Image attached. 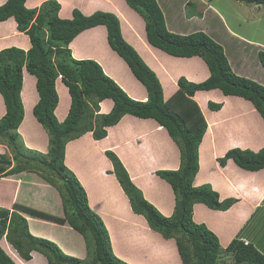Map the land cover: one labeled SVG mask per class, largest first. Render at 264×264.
Segmentation results:
<instances>
[{
    "label": "trees",
    "instance_id": "trees-1",
    "mask_svg": "<svg viewBox=\"0 0 264 264\" xmlns=\"http://www.w3.org/2000/svg\"><path fill=\"white\" fill-rule=\"evenodd\" d=\"M125 1L145 21L146 37L153 47L177 58L200 57L210 71L209 78L195 83L180 77L179 90L166 99L158 75L124 39L120 19L114 13L99 10L87 16L75 8L72 18H63L60 16L61 4L57 0H47L34 8L27 7V0H7L0 5V22L14 18L18 32L30 42L27 51L16 46L0 51V94L6 107L5 115L0 118V139L16 152L14 161L17 162L10 168V160L0 154V177L25 170L42 172L41 176L57 187L64 211V216L58 217L20 205L15 206L14 212L0 207V242L5 238L26 261L32 260L33 252H38L46 257L48 264H130L115 254L108 228L90 206L85 187L65 163L69 142L87 133L93 134L94 141H101L107 137L109 128L130 115L155 120L168 131L181 153L179 169L156 172L171 186L175 195L174 213L167 217L133 183L119 156L111 150L105 152L133 213L144 217L150 229L165 238H177L183 264H222L223 256L228 255L232 256L233 264H264V255L257 247L243 241L244 229L223 247L219 237L206 224L194 220L197 204L214 211H228L238 200H221L219 192L210 183L194 185L200 170L199 150L208 123L193 99L198 91L220 90L225 96L251 102L264 120V83L236 74L223 46L206 33L198 31L186 35L173 32L171 29L175 26L171 22L172 27L167 26L157 0ZM240 1L248 5H264V0ZM187 6L195 10L192 2ZM97 26L107 28L110 47L129 66L130 79L145 87L148 93L146 101L132 98L96 60H78L73 56L71 42L84 31ZM258 59L264 72V51L258 53ZM25 74H30L29 79L34 80L38 100L32 113L48 134L47 154L25 146L29 154L24 153L20 151L23 143H17L21 140L19 129L25 120L22 99L28 80L27 76L24 79ZM59 82L64 86H59ZM61 88L66 89L69 97L63 121L57 115L61 108ZM107 101L112 102V108L107 113L100 112ZM209 107L218 111L223 106L210 102ZM71 158L69 156L70 163ZM229 160L245 171L264 170V147L258 151L231 148L217 159L223 168ZM19 211L61 225L68 224L83 237L91 260L69 256L56 243L33 235L28 221ZM0 264H17L1 244Z\"/></svg>",
    "mask_w": 264,
    "mask_h": 264
},
{
    "label": "crops",
    "instance_id": "crops-1",
    "mask_svg": "<svg viewBox=\"0 0 264 264\" xmlns=\"http://www.w3.org/2000/svg\"><path fill=\"white\" fill-rule=\"evenodd\" d=\"M6 1L7 0H0V5H3L6 3ZM45 1L47 0H27L26 5L28 8L40 7ZM57 1H59L61 4L60 16L63 18H72V12L75 8H78L79 10L81 9L80 11L87 16L92 15L99 10L112 12V10H110L109 4L111 3V0H80L81 3H83L81 8H79V6L77 7V4H75L77 0ZM113 1L119 2L121 5L123 15L120 22L125 40L138 51L144 61L156 72L164 87L166 99H169L179 90L178 80L180 77H186V79L192 82H203L209 78L210 71L205 62L200 57L177 58L153 47L147 40L145 21L143 18L137 12H135V10H133L125 0ZM184 8L185 4L181 8V12L184 14V19L187 20L185 22L186 24H189L190 28L187 27V33H183V31L176 27H173L171 30L173 32H180V34H190L194 31L198 32L197 30L204 32L207 29V33L209 34L206 32L204 33L216 40L214 37L216 33L210 31L209 24L204 23L205 15L203 14L200 16L196 14L190 17V15L187 14L185 10H183ZM197 9L198 5H195V10ZM222 22L224 23L223 20ZM171 23L173 26L177 25L176 23ZM172 25L170 22H167V26L169 28L170 26L172 27ZM224 28L227 31L228 41L232 42L233 39L240 41L237 46H232V51L236 52H233V63L230 61V58H228L231 66L235 65L237 68V73H239L238 75H241L240 73L243 71L244 75L263 84L264 74H261L262 76L260 78H257L254 74H251L250 71L247 70V61L245 62L243 57L247 55V52L249 53V51L252 50V45L262 48L264 46L262 44L259 46L257 43H253L250 40H246L236 34H233L228 28H226V26H224ZM107 35V28L105 26H97L78 35L71 42V48H76L77 51L78 46H80L85 47L88 51H91L89 54H92L89 58L97 60L102 65L105 72L114 78L132 98L140 101H146L148 98L147 90L135 79H130L129 74L131 71L129 66L110 47ZM216 36L219 35L216 34ZM12 46L22 48L26 51L30 48L29 39L24 34L18 32L14 18H11L5 22H0V51ZM223 48L226 50L224 46ZM242 51H245L246 53H242ZM101 55L104 60L101 58ZM256 55L258 56V53H256ZM167 59L169 61H171V59L173 60L171 68L169 67L170 62ZM244 67L246 69H244ZM62 90L65 91L64 95H67L66 100L68 106L69 97L67 91L66 89ZM59 91L62 92L61 89ZM212 93L215 94L213 95ZM25 95L26 94L23 91L22 99L24 106L26 103L25 110L29 113L28 105L31 104L26 102V98L28 101L32 98L28 96L26 97ZM197 96H201L202 99H200V102L198 103L195 99L194 100L200 106L201 111H203L205 119L206 113L208 114L209 118L206 119L208 123V129L199 150L200 170L196 178V184L198 186L205 183H210L213 188L219 192L221 200L231 196L236 198L238 202L228 211H214L209 209L207 206L197 204L194 208V216L197 215V218H194L198 223H209L207 224L208 227L219 236L221 245L226 247L232 241V239L237 237L239 232L245 228V226L251 220L252 214L258 210L259 207L257 206H259L260 203L262 204L264 200V170L258 172L245 171L239 168L233 161H229L227 166L222 168L218 165L217 159L218 157L223 156L224 152L230 148L240 147L258 151L264 147V120L250 103L251 107L253 108L245 106L243 110V112H245V110H250V116L248 118H246L247 116L245 117V120L239 128V130L243 131V133L238 134V130L230 133L228 129L226 132H224L221 128V131H219L218 128L221 127L224 122H232L234 120V116L237 114L236 112L238 110L235 111L234 109L233 111V106L236 105L235 108L237 107L241 109L242 105L239 104L238 101L244 102L243 99H238L237 97L233 96H225L220 90L199 91L195 94V97ZM217 96H219V98L216 99ZM233 98L237 101L234 104L233 102H230V104L224 106V108L222 107L223 109L221 111H213L212 114L211 111L206 110L208 109L207 106L212 99H216L226 104ZM0 99L3 105V113L0 116V118H2L5 115L6 107L1 95ZM106 104L110 105V108L107 110ZM102 107L104 109V113H107L112 108V102L107 101L102 105ZM31 109L32 105L30 107V112ZM67 109V107L66 109H58L57 115L60 121L64 120L67 114ZM225 109L226 111L229 110L228 114L224 112ZM126 116L128 117H124L121 120L122 122H119L120 124L118 125V128L121 126L123 130L124 128H126V130L120 131V134H116L114 138L108 137L107 141L105 139L98 142L94 141L90 134H87L91 143L87 146L86 150H88L90 147L94 153V159L91 161H96V157H98L101 159L103 158L104 160L102 159L101 161L104 162L101 163L102 165L99 164V167L95 168L96 170L94 169L92 176L77 177L87 190L90 206L97 214L101 216L109 230L115 254L122 260L130 264H134L133 259H135L136 256H132V254L128 256L123 255L126 253L125 249L122 248L121 250L117 245L116 235L123 234V237H126L125 240L129 243H132L137 239L139 232H142L143 230H149L147 228L148 224L142 216L135 215L133 213L129 199L125 195L121 186L117 184L116 177L106 176L105 172L103 171L104 167L105 169L108 168L107 170H109V167H113L109 159L105 156V152L107 150L114 151L127 168L131 179L135 181L136 177L139 176L136 181L142 185L140 186L141 188L139 186L138 187L142 190L146 199L154 204L165 216H171L174 210L173 209L171 213V205L173 204V201L170 199V196L173 197V190L166 181L155 175L154 171H151V169L155 168L151 166H158L160 163L158 167L159 169L157 170L179 169L180 151L179 148L177 150V145H175V142L172 140L169 134L164 132L161 126L155 120L140 119L130 115ZM30 121H32L33 124ZM253 122H256L255 126L248 125L249 123ZM29 126H31L33 130H39L38 132L41 135L40 138L45 142L43 141V145H38V147H43L45 149L44 152H47L49 140L48 134L47 132L45 133V129L36 121L34 115L33 118H28L21 125L22 130H24L23 133L29 128ZM145 132H148V134L145 135ZM134 136L137 138H134ZM84 137L85 136L82 138ZM163 137H167V139H169L171 142L159 144L157 139ZM80 142L83 141L77 139L76 141H71V143L69 142L67 145V158L65 162L70 168H72L71 165L76 164V159L72 160V163L68 162L70 156V147L73 145L76 147ZM248 143L250 146L247 145ZM100 152H102V154ZM85 155V153L82 154V156ZM70 157H72V155ZM81 162L82 161H78V163ZM148 168L150 169L148 170ZM72 169L74 170V168ZM150 177L156 178L154 183L151 182ZM11 188L12 187L10 185H7V191L9 190V194L14 195V192L11 190ZM227 192L230 194L225 196ZM166 197H169L168 201ZM242 206H245L244 210H241ZM214 214L225 215V223H215L212 221L211 219L213 218ZM65 228L66 226L63 229ZM71 230L72 229L70 228L69 232H72ZM243 239L249 242V239L246 236ZM60 247L62 248V246ZM32 254L40 253L33 252ZM175 259L176 257L174 260Z\"/></svg>",
    "mask_w": 264,
    "mask_h": 264
},
{
    "label": "rangeland",
    "instance_id": "rangeland-1",
    "mask_svg": "<svg viewBox=\"0 0 264 264\" xmlns=\"http://www.w3.org/2000/svg\"><path fill=\"white\" fill-rule=\"evenodd\" d=\"M189 1L194 3L195 5H198V9L195 11L191 10L189 8V6H187V2H189ZM110 2H111V3H109L110 4V10H112V12L115 13V15H117L120 20H122L121 18H122L123 14H122L120 3L113 1V0H111ZM158 3H159V5L163 11L165 20L167 22L176 23L177 25L175 27L178 28L179 30L183 31V33H187V29L190 28L189 24H186V22H185L187 20L184 19V14H182V12H181V8L183 7L184 4H185V8L183 10H185V12L190 15V17L193 15H196V14L200 15V16L204 14L205 15L204 23L209 24L210 31L215 32L216 34L219 35V36H216V34L214 35V37L217 40V41L216 40L215 41L218 44H220L221 46L223 45L226 48V50H225L226 54H227L228 58H230V61H232V63L234 60V56H233L234 53L233 52H236V51H232V46H235V45L237 46V44L240 43V41L237 39H235V40L233 39L232 42L228 41L227 31L224 28V26H226V28H228L233 34H236V35H238V36H240L246 40H250L253 43H257L259 46L261 44L264 46V5H256V4L248 5V4H246L240 0H158ZM75 4H77V7L79 6V8H81L83 3H81L80 0H77V2H75ZM178 13H179V15H178ZM189 15H188V17H189ZM200 16H198V17H200ZM222 20L224 21L225 25L222 22ZM193 29H196V28H193ZM197 31H200V30H197ZM194 32H192V33H194ZM204 32L207 33L208 30L206 29ZM178 33H180V32H178ZM192 33H190V34H192ZM207 34H209V33H207ZM81 44H83V43H81ZM70 48H71V44H70ZM251 48H252V50H250L249 53L247 52V55L243 57V60L245 62L247 61V63H246V65L248 66L247 70L250 71L251 74H254L257 78H260L262 76L261 74H264V73H263V70L261 69L260 62L257 58L258 56L256 55V53H259L260 51H264V47L262 48V47H257V46L252 45ZM71 50H72L73 56L78 60L91 59L89 57L92 53L89 54L91 51H88L85 47L78 46L77 51H76V48L73 49V47H72ZM242 53H246V52L242 51ZM101 58L104 60L102 55H101ZM172 61H173L172 59H171V61H169L170 62L169 67L170 68L172 67ZM231 67H232V70L236 74H239V73H237V68L235 67V65H233ZM244 69H246V68L244 67ZM240 74H241L240 76H245L249 79H252V78L244 75L243 71H241ZM29 75L28 74L24 75V79L27 76L28 80L26 81L27 83L25 84L26 87L24 85L25 90H23V91L26 94L25 95L26 97L28 96V97L32 98L29 101L26 98V102H28V104L32 105V109L30 112L31 105H28L29 113H28V111L25 110V120L24 121H26L28 118L29 119L33 118V113H32L33 106L36 103V101L38 100L34 80H30ZM60 81H61V78H60ZM195 83H201V82H195ZM58 85L64 86L61 82H59ZM62 89L63 88H61L62 92L59 93V95H60L59 107L61 105L60 109H63V108L66 109L67 100H66V97L64 95L65 91H63ZM57 90H58V88H57ZM212 94L214 95L215 93H212ZM217 98H219V96H217L216 99ZM237 98L240 99V97H237ZM193 99H195L199 103L200 99H202V98H201V96H197V97L194 96ZM216 99H212V100H210V102L217 103V104L221 103L223 108H224V106H227L228 104H230V102H233V104H234L237 101L233 98L228 103L225 104L224 102H220ZM243 101L244 102L238 101V103L242 105L241 109H239L237 107H236L237 108L236 109L235 108L236 105L233 106V111H234V109H235V111L238 110L236 112L237 114H235V116H234V120L232 122L231 121L224 122L222 124V126L218 128L219 131H221L220 130V128H221L224 132H226V130L228 129V131L230 133L237 131V130H238V132H237L238 134L243 133V131H240L239 128L241 127V124L245 120V117L247 116L246 118H248L250 116L249 115L250 110H247V111L245 110V112H243V110H244L245 106H248L249 108L254 107V106L251 107V104H252L251 102H249L245 99H243ZM246 102H247V104H246ZM207 107H208V109H206V110L211 111L213 114V110H211V108L209 107V104ZM108 108H110V105L106 104V110ZM223 108H221L218 111H221ZM25 109H26V103H25ZM100 112H104L103 107H101ZM224 112L226 114H228L229 110L226 111V109H225ZM2 113H3V105H2V101L0 99V116L2 115ZM202 113H203V111H202ZM125 117H128V116H125ZM208 118H209V116L206 113V119H208ZM252 119L254 120L253 117H252ZM134 120H137V119H134ZM30 122L33 124L32 121H30ZM120 122H122V121H120ZM253 123H249L248 125L249 126H255L256 122H253ZM119 124L120 123H118L114 127H111V129H108V134H107V137L105 138L106 141L108 140L107 139L108 137L114 138L116 134H118V135L120 134L119 132L122 131L123 129L121 128V126L118 128ZM31 126H29V128L26 129V131L24 133H23L24 130H22V128L19 129L21 140H19L17 143L19 145L21 144V142L23 143V145L20 146V147H22L20 149V151H24V153L29 154V152L26 150L25 147L30 148V149L32 147L33 149L40 150L43 153L47 154L46 152H44L45 149L43 147H38V145L42 146L43 145L42 142L44 141V140H41V138H40L41 135L38 132L39 130L38 129L33 130L31 128ZM161 128L163 129L164 132L168 133V131L163 126H161ZM125 130H126V128H124L123 131H125ZM45 133H46V131H45ZM87 134H90L93 138L92 133H87ZM87 134L84 135L85 140H84V138H82L83 136L81 138H79V140L83 141V142H80L79 144H77L76 147H74V145L72 147H70L69 154H70V156L73 155L71 160L76 159V164L71 165V167L74 168L76 173L65 162L66 165L68 166V168H70V170H72L76 176H92V172L94 171V169L99 167V164L104 162V161H101L103 158L101 159L98 157H96V161H91L92 159H94V153L92 151V148L90 149V147L88 150H86L87 146L91 143ZM147 134H148V132H145V135H147ZM134 138H137V137L134 136ZM105 139H103V140H105ZM103 140H101V141H103ZM143 140H144V138H143ZM74 141H76V140H74ZM157 141L159 142V144L171 142L169 139H167V137L158 138ZM98 142H100V141H98ZM175 145H177V144L175 143ZM247 145L250 146L249 143ZM247 145H245V146H247ZM83 148H85V149H83ZM176 148L178 150V148H179L178 145L176 146ZM230 149H227L224 152V154ZM242 149H247V148H242ZM179 151H180V149H179ZM81 152H82V154L85 153L86 155L82 156ZM15 153L16 152L8 144L4 143L0 139V154H4L6 156V158H8L10 160V163H9L10 168L15 166L17 163L14 161ZM100 153L102 154V152H100ZM101 157H103V156H101ZM66 158H67V149H66ZM78 161H82V162L78 163ZM229 161H233V160H229ZM217 163H218V161H217ZM159 165H160V163H159ZM159 165L158 166H154V165L151 166V167H155L154 169H151V171L155 172V175H157L156 170L159 169L158 168ZM180 165H181V153H180ZM218 165H219V163H218ZM107 169H105V167L103 169L106 176L116 177V175L114 174V171H113V167L112 168L109 167V170H107ZM149 169L150 168H148V170ZM150 172H148V173H150ZM41 173L42 172H40L38 170H31V171L25 170V171L18 173L16 175H11L8 177H0V207L8 209L11 212H14L15 206L20 205L23 207H27V208L37 210V211L48 213V214H51L54 216L63 217L64 211H63V205H62V199H61L60 193H59L57 187L52 186L43 176H41ZM137 178H139V176H137L136 179ZM150 178H151V182L154 183L156 178L155 177H150ZM196 178H195V183H194L195 186H197ZM136 179H135V181L132 179L133 183L137 187L142 186L141 184L137 183ZM146 179H148V178H146ZM116 182H117V184L120 185L117 178H116ZM7 185L8 186L10 185L12 187L11 190L14 192V195L9 194V190L7 191ZM198 186H201V185H198ZM121 188H122V186H121ZM122 190H123V188H122ZM86 192H87V190H86ZM229 194L230 193L227 192L225 194V196H228ZM87 195H88V193H87ZM174 196L175 195L173 192V197L170 196V199L173 201V204L171 205V213H172V210L175 208ZM229 198L236 199L234 197L229 196L227 198H224L223 200L229 199ZM166 199L168 201L169 197H166ZM257 207H259L258 210H256L252 214V218L248 222V224L245 226L244 233H242L241 237L246 236L249 239V243H252L264 255V200H263L262 204L260 203L259 206H257ZM244 209H245V206H242L241 210H244ZM19 212L28 221L27 224L29 227V231L33 235H35L37 237L48 239V240L56 243L59 247L62 246L61 250L69 256H72V257H75L78 259H86V261L91 260V256L87 255V254H89V252L86 248V244H85L83 237L79 233H77L72 227H70L68 224L61 225V224H58V223H55L52 221H47L45 219L32 216L28 213H24L23 211L22 212L19 211ZM173 213H174V210H173ZM194 217L197 218V215ZM195 218H194V220L196 221ZM211 220L214 221L215 223H217V222L225 223V215L214 214L213 218ZM201 223H203V222H201ZM207 224H209V223H207ZM207 224H206V226L208 227ZM65 226H66V228L63 229ZM70 228L72 229L71 230L72 232H69ZM147 228L149 230L148 231L143 230L142 232H139L137 235V239L132 243H129L128 241H126L125 240L126 237L125 236L123 237V234L122 235H118V234L116 235L117 245L119 246V248L121 250H122V248L125 249L126 253H124L123 255H127V256L130 254H132V256L135 255L136 258L133 259L134 264H183V262L181 260L180 252L178 250V246L176 243L177 238L167 239L162 234L151 230L149 225L147 226ZM209 229L211 230V228H209ZM62 230H66V231H62ZM6 241L2 239L0 244L3 247V249L15 260V262L17 264H45L46 259H45L44 255H43V257H44V259H43L41 254H32V256H33L32 260L26 261ZM243 241L246 242L244 239H243ZM175 257H176V259L174 260ZM221 263L222 264H233L232 256L231 255L223 256ZM46 264H48L47 261H46Z\"/></svg>",
    "mask_w": 264,
    "mask_h": 264
},
{
    "label": "clouds",
    "instance_id": "clouds-1",
    "mask_svg": "<svg viewBox=\"0 0 264 264\" xmlns=\"http://www.w3.org/2000/svg\"><path fill=\"white\" fill-rule=\"evenodd\" d=\"M199 92V91H198ZM3 240H5L6 241V239L4 238ZM246 241V240H245ZM7 242V241H6ZM247 242V241H246ZM249 242H247V244H248ZM9 244V243H8ZM61 248V247H60Z\"/></svg>",
    "mask_w": 264,
    "mask_h": 264
},
{
    "label": "built area",
    "instance_id": "built-area-1",
    "mask_svg": "<svg viewBox=\"0 0 264 264\" xmlns=\"http://www.w3.org/2000/svg\"><path fill=\"white\" fill-rule=\"evenodd\" d=\"M247 244V242H245Z\"/></svg>",
    "mask_w": 264,
    "mask_h": 264
}]
</instances>
